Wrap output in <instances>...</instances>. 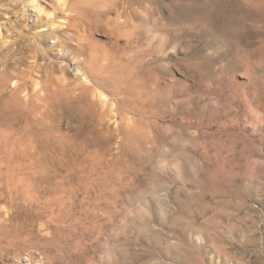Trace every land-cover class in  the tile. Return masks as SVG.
Returning <instances> with one entry per match:
<instances>
[{"label": "rangeland", "instance_id": "rangeland-1", "mask_svg": "<svg viewBox=\"0 0 264 264\" xmlns=\"http://www.w3.org/2000/svg\"><path fill=\"white\" fill-rule=\"evenodd\" d=\"M17 2L20 7H16ZM255 2L133 0L132 6L122 9L119 22L116 12L106 13L105 20L103 16L107 29L96 30L94 36L111 50L128 45L124 34L120 39L113 37V19L119 26L123 21L122 30L125 21L132 28L129 41L133 52L127 48L131 55H125L117 65L119 72L140 68L143 59H148L143 71L151 78L143 94L147 98L152 94L145 105L151 106V126L146 135L152 140L133 137L132 144L125 146L112 129L119 122L115 110L116 115L106 119L113 125L106 128V124L101 131L89 134L90 141L101 145L96 156L102 160L99 166H104V181L116 186V197L106 186L97 205L95 199H89L87 226L78 227L83 232L74 234L75 240L69 242L68 249L65 247L61 264H264V0ZM49 3L0 0V37L6 36L5 26L24 19L16 18L19 14L26 12L24 24H31L42 13L39 9L53 12ZM12 11L19 13L14 16ZM214 11L230 16L216 19ZM117 52L121 54L122 49ZM102 92L105 99L114 101L108 92ZM21 109L18 111L23 117L19 118L18 111L13 115L18 117L12 119L16 121L13 128L18 126L19 130L10 127L13 134L8 133L3 148L12 144L0 151V166L22 168L41 163L63 167L70 163L66 153L53 152L57 124L62 125L58 134L73 132L67 121L55 119L52 107L36 101ZM26 117L39 119L33 129L47 131L36 136L47 144L46 151L30 147L33 135ZM154 120L163 126L155 128ZM164 134L167 141H163ZM71 140H66V145L72 151L69 147L65 150L69 148L72 157L86 160V153L73 148ZM35 180L42 190L55 184ZM16 181L0 182V211L4 216L13 212L12 194L18 196L17 190L24 184L15 187ZM73 184L77 183L65 185L77 186ZM81 197L74 201L77 216ZM10 227L0 217V240L4 244H9L13 235ZM21 252L26 255L28 251ZM9 261L0 260V264H12Z\"/></svg>", "mask_w": 264, "mask_h": 264}, {"label": "bare ground", "instance_id": "bare-ground-1", "mask_svg": "<svg viewBox=\"0 0 264 264\" xmlns=\"http://www.w3.org/2000/svg\"><path fill=\"white\" fill-rule=\"evenodd\" d=\"M49 1L51 3L48 5H52L54 11L49 13L39 9V12L42 13L31 24H24L28 20L26 12L17 15L18 11H12L14 16L17 15L16 18L24 19L16 21V24L11 27L5 26L6 36L0 37V151H4L10 144L7 143V146L3 148L6 144L5 140L8 142V133L15 126L13 124L16 121L12 120L15 111L22 110V106L31 102L36 101L38 105L43 104L48 109L52 107L55 111V119L66 120L68 123V126H66L73 131L72 133L67 131L66 133L63 132L64 134L62 132L58 134L62 130V125L57 124L54 128V131H56L54 137L57 144L53 147V152L58 154L59 151H62L61 153H66L70 160V163L65 166L62 165L63 167L41 163L22 168L18 166L19 168L9 167L4 169L3 166H0V182L18 179L15 187L24 183L17 190L19 192L18 196L12 194L13 212H9L8 215L4 216L0 211V217L8 221L11 224L10 228L14 230L13 235L10 236L9 244H4L0 240V260H11L9 262H12V264H61V253L65 247L67 248L69 242L75 240L74 234L79 231L83 232L78 227L83 229L87 226L85 223L90 217L87 215L89 199L91 197V199H95L94 203L96 204L107 189L106 186H109L108 190L112 194L111 196L116 197V186L110 180L104 181V166H99L102 160L96 156L101 149L99 148L101 145L96 141H90V133L101 131L106 124H108L106 128L113 125L107 121V118L111 119L112 116L117 114L119 122L112 126V129L118 136L120 135L119 137L122 138L125 146L129 147L132 144L133 137H144L150 141L152 140L150 135H146L151 126L152 115L149 111L151 109H148L151 106L149 105L147 108L145 106L146 104L148 106L152 94L149 92L151 95L149 98L143 94L145 85L151 78H146L147 73L143 71L146 69L145 65L148 59L145 60L144 58L142 63L140 62L141 66H139L140 68L143 67L142 69L135 65L128 72H121L122 70L119 72L117 69V65L121 63L123 57L131 55L126 52L127 48L129 47L128 51L130 50V53L133 52L132 40L129 41L132 34L130 29L132 28L128 27L126 25L128 22L125 21V29L122 30L123 21L120 22L121 27L116 24L115 19H113L115 23L112 21L113 25L111 24L112 28L110 27V29L113 30V37L120 39L123 34L128 37V41L125 38L128 42L127 48H117V51L122 49L121 54L111 50L109 46L108 48L94 36L96 30L106 31L105 22L102 24L103 16L106 13L116 12L119 22L122 9L132 6L133 0ZM255 1L253 0L256 4ZM16 4H18L16 6L18 7L19 3ZM1 10L0 7V15ZM212 16L216 19H225L229 18L230 14L223 11H214ZM105 18L104 16V20ZM106 24L109 25V23ZM127 27L129 29H126ZM41 28L43 30H39ZM116 28H118L117 34ZM236 31L238 32V30ZM232 36L235 35L232 34ZM115 39L112 43L110 41L113 47L116 43ZM134 40L136 41L137 38ZM124 44L120 45L124 46ZM136 51L134 50V52ZM141 70L142 73H140ZM83 75L86 76V79L83 78ZM12 83L14 84L12 85ZM31 87L32 92H27ZM102 91L108 92L114 101L110 102L111 100L105 99L106 94ZM113 110L116 111V114H113ZM20 112L22 111H18V114ZM20 115L19 118L23 117ZM14 118L17 119L18 117ZM26 118V121L29 118V121H27L29 122L28 127H30V132L33 135V139L30 140V147L40 152L46 151L47 144L43 140H37L36 136L47 134V131H42L41 128L37 129L38 126L35 123L38 121V124L39 119L35 117H32V120L31 117ZM153 124L155 128H159L162 123L160 124L154 120ZM32 125L37 126H35L36 130L32 128ZM16 127L13 129L19 128ZM15 133L14 136L17 135ZM31 134L30 138H32ZM166 135L164 134L163 141L168 138ZM69 138L72 139L73 148L75 146L76 149H83L78 154L80 152L86 153L84 155L87 158L86 160L75 154V157L78 158L72 157L71 152H69L71 147L66 145ZM77 139L79 141H76ZM24 145L29 146L27 143ZM91 146L93 148L89 149ZM67 147L70 148H68V151L65 150ZM107 149L110 152L112 147L109 146ZM90 158L92 161L89 160ZM33 177L34 180L35 178L36 180L42 178L55 184L51 188L45 186L42 190L36 180L35 183L33 182ZM68 182L69 184L72 182L77 183L73 184L77 186L67 187L65 184ZM40 191L42 194H40ZM4 192L2 191V193ZM79 195H82L79 204L81 209L77 216V214H74V201ZM25 246H28V248H25ZM23 249L28 251L26 255L21 252Z\"/></svg>", "mask_w": 264, "mask_h": 264}]
</instances>
